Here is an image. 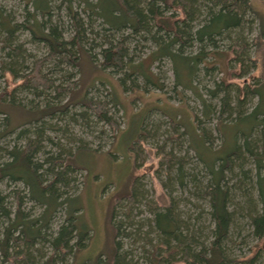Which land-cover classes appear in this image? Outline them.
Returning a JSON list of instances; mask_svg holds the SVG:
<instances>
[{
  "label": "rangeland",
  "instance_id": "1",
  "mask_svg": "<svg viewBox=\"0 0 264 264\" xmlns=\"http://www.w3.org/2000/svg\"><path fill=\"white\" fill-rule=\"evenodd\" d=\"M48 1L49 13L41 14L35 13L22 0H0V12L18 24L11 37L0 31V89L13 88L8 96L31 110L48 105L56 108L64 106L63 111L56 110L53 116L43 118L45 122L41 128L44 129V137L52 140L50 143L45 138L42 142L45 150L52 153L63 151L65 154L72 153L78 145H84L95 151L77 152V159L84 169L68 172L67 178L71 181L58 185L60 198L80 196V222L91 225L89 242H85V245L88 242L87 247L81 255H93L112 237L109 217L114 204L113 222L115 225L122 223L124 229L117 236L120 249L129 252L132 261L137 264H147L150 242L154 244L156 240L151 224V209L156 205L169 204L183 223L187 235L207 244L214 229L205 185L209 180L208 169L202 161H198L187 135L185 137L182 133V126L172 122L174 117L164 114L163 110L173 113L176 108L186 116L194 115L198 119V127L207 132L211 149L221 145L223 137L217 127L234 123L250 111L256 98L248 85L264 77V0H247L244 23L230 39L219 37L215 46L195 41L189 45L177 43L172 46L175 52L201 56L194 75V90L176 83L169 57L150 59L169 42V32L159 31L153 25L147 30L133 31L128 28L115 31L76 0ZM199 5L196 3L195 9L202 11ZM34 13L43 29L58 42L64 43L61 45L67 50L62 48L61 53H51L47 44L30 34L26 27L33 23ZM205 13L206 9H203L202 14H194L193 24L202 21ZM176 15L180 16L178 12ZM236 37L239 42L245 43L238 57L241 63L233 58L229 49ZM10 42L18 48L21 63L7 58L5 46ZM141 62H150L149 69L155 83L147 82L131 69ZM34 63H38L40 74L49 79L48 86L28 89L18 83L21 75L27 73ZM4 67L10 68L13 75L2 74ZM197 92L212 109L209 117L202 112L204 108ZM83 94L85 99L101 104L114 124L79 103L76 99ZM17 117L13 116L14 120ZM142 118L141 129L145 134L133 140ZM180 118L177 116L174 119L178 121ZM21 129L24 130L22 133L19 132ZM232 129L236 131L237 126ZM31 130L32 125H23L9 131L0 140V161L7 158V151L12 145L23 143ZM239 137L238 147L243 158L233 166L232 171L225 173L232 198L228 208L234 211V219L229 226V238L221 245L225 255L235 260L230 264H247L245 259L256 251L254 264H264L262 241L251 232L249 220L260 209L252 183L254 161ZM195 141L201 150L199 141ZM250 141L257 151L264 149V134L260 127L253 130ZM131 143L134 147L130 157L127 153ZM161 155H165L163 160ZM37 156L39 162L44 158L42 153ZM178 166H181L182 176L177 174ZM241 168L248 171L250 179L241 175ZM136 172L133 186L137 193L135 201L116 200L126 191L128 178ZM46 178L49 176L46 175ZM1 188L10 195L8 205L13 211L17 202L14 190H18L19 186L10 183L1 184ZM18 193L23 200L24 213L36 215L40 211L39 206L26 199L22 191ZM63 214L61 210L53 215L50 228L56 229L64 222ZM4 226L5 222L0 219V235ZM35 248L38 251L32 250V253L35 257L41 254L37 260L42 264L50 253V247L45 242H38ZM173 264L185 263L177 260Z\"/></svg>",
  "mask_w": 264,
  "mask_h": 264
},
{
  "label": "trees",
  "instance_id": "2",
  "mask_svg": "<svg viewBox=\"0 0 264 264\" xmlns=\"http://www.w3.org/2000/svg\"><path fill=\"white\" fill-rule=\"evenodd\" d=\"M22 1L30 5L35 13H49L50 2L48 0ZM76 2L83 5L84 9L89 10L95 17L97 16L115 31L128 28L133 31L147 30L150 25H153L159 31L169 32V42L166 43L163 50L152 55L150 59L152 61L155 57H169L173 65L176 83L183 86V88L194 90V88L196 89L193 85L194 75L198 70V62H201L202 58L196 53L189 55L183 52H175L172 46L177 43L189 45L188 43L192 41L215 46L219 37L230 39L232 33L237 29L239 30L244 23L243 12L248 1L76 0ZM196 3H200V9L202 11L206 9V13L202 21L193 24L194 14H202V11L195 9ZM177 12L180 16L176 15ZM35 13L33 23L26 27L30 34L38 41L47 44L51 53L58 51L61 53L62 48L67 50L64 45H61L64 43L58 42L51 33H47L43 29L41 22L36 19ZM165 13L167 15H164ZM17 27L18 24L15 21L0 12V31L4 35L11 37L16 32ZM236 38L232 40L229 49L233 52V58L239 60L238 57L242 54L245 43L239 42V38ZM11 44L10 42L5 46L7 58L21 63L22 57H20L18 48L13 47ZM149 64L150 62L147 64L141 62L133 65L131 69L141 75L147 82L155 83ZM38 69V63H34L27 73L21 75L18 83L28 89L48 86L49 79L42 76ZM1 72L2 74L9 73L13 75L10 68L4 67ZM248 86L249 91L256 98L255 104L249 109L248 113L241 115L234 123H222L223 125L220 123L222 126L217 128L223 139L217 149H211L207 132L205 129L198 127V119L194 115L186 116V113L178 112L176 108H174L173 113L172 111L170 113L163 110V113L170 117H181L178 121L172 118V122L182 126V133L185 134V137L187 135L189 146L194 150L198 161H202L208 169L209 180L205 185L214 229L212 239L207 244L198 242L193 236L187 235L183 223L172 211L169 204L166 206L156 205L155 208L151 209L153 213L151 224L153 225V231L156 233V240L154 244L150 242L151 249L148 251L147 264H173L177 260L185 264H230L233 262L234 259H229L225 255L221 244L229 238V226L234 219V211L228 208L232 198L230 188L226 184L225 173L228 170L232 171L233 166L239 162L240 158H243L241 149L238 147L239 136L243 139L245 151L249 152L254 161L252 183L258 196L260 209L249 220L252 226L251 232L257 239L262 241L261 244L264 250V149L257 151L250 141L256 127H260L264 134V77L257 83L254 82ZM12 89H0V140L9 131L15 130L16 127L32 125L33 130L23 143L12 145L7 151V158L0 161V219L5 222L0 235V264H40L37 259L41 254L37 252L38 255L35 257L32 253V250L38 251L35 248L38 242H45L50 247V253L42 264H66L69 258L70 262L67 264H137L136 261H132L129 252L120 249L121 244L117 236L124 232V229L122 223L115 225L113 222L114 214L112 210H114L115 204L112 206L113 209H110L109 217L113 229L112 237L108 242H104L102 248L97 249V252L93 255H81L82 250H86V245L89 242L88 232L91 225L80 222L82 209L80 196L77 194L60 198L58 185H64L71 181L67 178L68 172L84 169L79 163V158L77 159V152L81 150L95 151L87 149L84 145H78L72 153L65 154H63V151L52 153L51 150H45L42 142L45 141V138L50 143L52 140L44 137V129L41 128V125L45 122L43 118L53 116L56 110L63 111L64 106L59 105L56 108L48 105L39 110H31L8 96L11 94ZM197 95L204 108L202 111L204 116L209 117L212 109L200 93L197 92ZM76 100L82 105L92 108L100 118L114 124L110 117L106 116L107 114L101 104L85 99L84 94ZM13 116H18L15 119L16 121ZM140 124V129L132 138L133 140L145 134V131L141 129L143 118ZM233 126H237L236 131L232 129ZM21 131L24 130L21 129L19 132ZM195 140L199 141L201 150L198 149ZM226 146H229L228 149ZM132 147L134 146L131 143L128 146L129 153H127L130 157ZM39 153L44 155L40 162L37 156ZM164 157L165 155H161V160ZM175 159L173 158V160ZM43 165L45 169H42L44 168ZM177 171V174L182 176L181 166L177 167ZM239 171L245 178H251L248 171L242 168ZM46 175L49 178H46ZM136 175L137 172L130 179L127 177V189L117 196L116 200L135 201L137 193L133 186ZM10 183L19 186L18 190H14V197L17 202L13 211L8 205L10 195L1 188V184L7 185ZM20 191L32 204L39 206L40 211L36 215L30 216L24 213L21 205L23 200L20 193H18ZM61 210L64 213V222L59 224L56 229L50 228L54 219L53 215ZM86 241L88 242L85 245ZM260 250L261 248L258 252ZM256 253L257 251L254 255L246 258L245 262L254 264Z\"/></svg>",
  "mask_w": 264,
  "mask_h": 264
}]
</instances>
